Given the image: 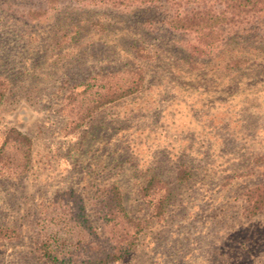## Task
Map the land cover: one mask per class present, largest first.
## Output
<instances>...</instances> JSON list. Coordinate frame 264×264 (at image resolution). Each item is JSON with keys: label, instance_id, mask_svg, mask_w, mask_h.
Returning a JSON list of instances; mask_svg holds the SVG:
<instances>
[{"label": "rangeland", "instance_id": "374dc122", "mask_svg": "<svg viewBox=\"0 0 264 264\" xmlns=\"http://www.w3.org/2000/svg\"><path fill=\"white\" fill-rule=\"evenodd\" d=\"M42 5L0 0V144L11 127L33 140L27 171L0 172V228L20 232L0 236V264H49L38 249L41 217L69 189L101 229L92 196L112 183L145 229L109 264H264V212L245 202L264 182V15L199 57L158 5L68 3L32 19ZM234 58L246 62L227 67ZM133 68L145 72L142 89L66 128L72 85ZM152 177L169 193L161 215L140 193Z\"/></svg>", "mask_w": 264, "mask_h": 264}, {"label": "trees", "instance_id": "16d2710c", "mask_svg": "<svg viewBox=\"0 0 264 264\" xmlns=\"http://www.w3.org/2000/svg\"><path fill=\"white\" fill-rule=\"evenodd\" d=\"M43 5L29 11L39 18L49 10L73 3L129 8L134 5H158L169 15L166 24L173 31L190 34L188 50L199 57L213 55L231 35L258 23L264 15V0H41ZM246 62L234 58L227 67H239ZM146 82L141 68L125 69L115 73L92 74L81 84L72 85L65 96L70 107L66 128L72 132L82 127L102 106L127 97L142 89ZM8 91V83L0 78V108ZM32 138L16 127L4 134L0 144V172L19 174L28 170L33 152ZM188 178L187 171L178 173V179ZM142 198L154 215H161L168 199V191L152 177L141 187ZM250 214L264 212V182L246 192ZM123 189L118 183L96 189L92 207L101 222V229L89 217L85 199L73 189L64 191L45 206L41 217L42 238L38 245L49 264H109L131 254L144 232V223L133 216L124 205ZM0 236L11 239L20 236L15 227L0 228Z\"/></svg>", "mask_w": 264, "mask_h": 264}]
</instances>
